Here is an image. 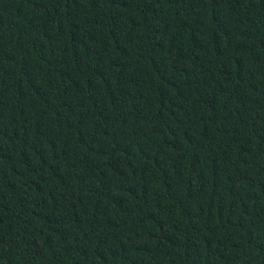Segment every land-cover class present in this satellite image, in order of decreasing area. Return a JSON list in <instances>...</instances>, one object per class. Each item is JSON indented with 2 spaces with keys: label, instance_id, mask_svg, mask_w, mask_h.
<instances>
[{
  "label": "trees",
  "instance_id": "16d2710c",
  "mask_svg": "<svg viewBox=\"0 0 264 264\" xmlns=\"http://www.w3.org/2000/svg\"><path fill=\"white\" fill-rule=\"evenodd\" d=\"M0 264H264V0H0Z\"/></svg>",
  "mask_w": 264,
  "mask_h": 264
}]
</instances>
